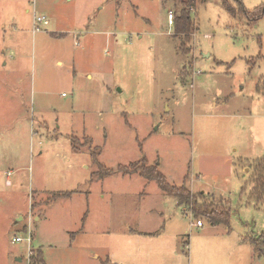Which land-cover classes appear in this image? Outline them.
<instances>
[{
  "label": "rangeland",
  "instance_id": "rangeland-1",
  "mask_svg": "<svg viewBox=\"0 0 264 264\" xmlns=\"http://www.w3.org/2000/svg\"><path fill=\"white\" fill-rule=\"evenodd\" d=\"M180 11L0 0V264L39 251L45 264H264L250 243L264 236V199L242 191L264 158V15L252 27L221 0L199 2L185 41ZM98 152L115 175H97ZM143 157L210 208L229 205V225L117 171Z\"/></svg>",
  "mask_w": 264,
  "mask_h": 264
},
{
  "label": "trees",
  "instance_id": "trees-1",
  "mask_svg": "<svg viewBox=\"0 0 264 264\" xmlns=\"http://www.w3.org/2000/svg\"><path fill=\"white\" fill-rule=\"evenodd\" d=\"M176 5H180L181 11L179 16L176 18L175 31L176 36H184L185 41H190L191 36L195 33V26L191 18L193 9L197 6L199 2H206L208 0H174ZM223 8L234 18H244L248 21L249 25L252 27L257 21L261 19L264 15V5L256 8L254 11H249L244 6L243 0H221ZM74 144V142H72ZM73 146V145H72ZM75 149V148H73ZM101 153L98 152L97 155L93 154V158L98 164L100 173L97 175L100 178H106L117 173L113 169H108L103 166L98 157ZM146 157L141 160L131 163L129 166H119L118 172L122 173L124 176H130L139 174L148 181H157L160 189L168 196H174L178 199L180 204H186L191 207V211L194 217H205L214 226L220 224L229 225L231 219V208L229 205L224 206L220 210L216 208H210L208 205V196L203 192L198 194H193L185 186L176 187L167 182L166 177L159 171V165L154 163L153 165H147ZM252 177L248 183L243 187L242 191L245 192L248 188L250 190V198L255 201L261 202L264 199V158L257 159L252 163ZM242 192V194H243ZM71 193H65L68 196ZM61 198V195L59 196ZM86 220V216L84 221ZM250 243L254 246V250L257 255L264 257V236L258 239H250ZM37 255L30 258V264H45L43 258L41 257L42 252L36 253Z\"/></svg>",
  "mask_w": 264,
  "mask_h": 264
},
{
  "label": "built area",
  "instance_id": "built-area-1",
  "mask_svg": "<svg viewBox=\"0 0 264 264\" xmlns=\"http://www.w3.org/2000/svg\"><path fill=\"white\" fill-rule=\"evenodd\" d=\"M36 23H39L41 25H44V26H47L49 23H48V20L46 19V17H38L37 20H35ZM168 23L170 26H173L174 25V14L173 12H169L168 13ZM39 31H41V29L39 28ZM197 226L198 227H202L203 224L201 221H197ZM27 242L29 243V245L31 244V238L30 237H27L26 239H23L21 237H17L15 236L13 238V242L14 243H22V242Z\"/></svg>",
  "mask_w": 264,
  "mask_h": 264
},
{
  "label": "crops",
  "instance_id": "crops-1",
  "mask_svg": "<svg viewBox=\"0 0 264 264\" xmlns=\"http://www.w3.org/2000/svg\"><path fill=\"white\" fill-rule=\"evenodd\" d=\"M247 167V166H246ZM247 171H250V169L248 168L247 169ZM115 175V174H114ZM135 175H137V176H139V174H135ZM113 176V175H112ZM111 177V176H110ZM122 177H126V176H124V175H122ZM141 177V176H140ZM108 178V177H107ZM141 178H143V177H141ZM192 183H194V182H192ZM192 188H193V184H192V186H191ZM191 188V189H192ZM192 190H194V189H192ZM201 192H203L205 195H207V196H210V195H208V194H206L204 191H201Z\"/></svg>",
  "mask_w": 264,
  "mask_h": 264
},
{
  "label": "water",
  "instance_id": "water-1",
  "mask_svg": "<svg viewBox=\"0 0 264 264\" xmlns=\"http://www.w3.org/2000/svg\"><path fill=\"white\" fill-rule=\"evenodd\" d=\"M17 261L21 262V261H22V259H21V258H17Z\"/></svg>",
  "mask_w": 264,
  "mask_h": 264
}]
</instances>
